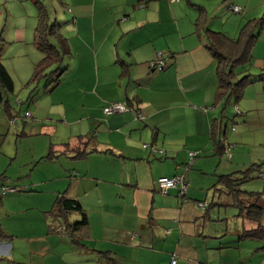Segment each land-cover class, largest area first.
Wrapping results in <instances>:
<instances>
[{"label": "crops", "instance_id": "0c3cea01", "mask_svg": "<svg viewBox=\"0 0 264 264\" xmlns=\"http://www.w3.org/2000/svg\"><path fill=\"white\" fill-rule=\"evenodd\" d=\"M58 1L72 17L61 27L69 52L50 95L58 93L56 117L69 135L53 149L59 147L57 155L79 164H68L74 180L59 164L54 177L59 190L54 192L80 202L89 231L74 242L62 224L49 233L45 216L41 235L23 237L8 224L14 264H68L71 252V264H106L100 252H110L119 264H170L173 256L176 264H251L255 259L252 264H264L261 246L244 253L249 240L240 241L239 230L213 228L209 210L216 204L205 207L207 199H199L203 187L198 181L211 161L202 155H218L211 131L215 122L223 121L231 100L220 96L216 59L196 29L203 14L205 27L236 40L256 20L251 66L264 72V0H102L107 9H115L102 15H97L101 0ZM233 5L244 13L230 11ZM24 36L26 27L17 38ZM159 53L167 64L162 71L151 67ZM129 98L135 104L132 111L107 115L101 109L108 101ZM143 142L159 145L167 155L151 154ZM193 151L198 158L187 169ZM177 174L185 176L187 194L179 196L175 188L163 194L159 178Z\"/></svg>", "mask_w": 264, "mask_h": 264}, {"label": "rangeland", "instance_id": "374dc122", "mask_svg": "<svg viewBox=\"0 0 264 264\" xmlns=\"http://www.w3.org/2000/svg\"><path fill=\"white\" fill-rule=\"evenodd\" d=\"M42 1L48 8L50 17H57L58 21L62 22L61 25L66 18L71 19L72 14H66L58 0ZM107 7L109 5L104 1H98L97 15L115 11ZM37 20V9L32 0H0V57L15 83L14 93L3 96L4 100L0 102V223L4 230L9 224L15 233L23 237L31 234L41 235L44 232L45 212L50 213L57 200L58 194L54 191L59 190V182L54 181V177L59 176V164L63 165L62 169L67 174V178L72 180L75 178L71 177L68 164L71 168L74 167L71 164H79L77 161H69L66 155H57L59 147L57 150L53 149V146L66 139L69 133L56 117L59 101L56 99L58 93L50 95L56 86H53L52 77L47 80L41 78L28 85L35 64L44 57V53L33 41ZM24 27H26V36L18 39ZM261 46H264V41ZM62 55L65 56L64 53ZM58 67L59 64H55L47 73L51 74V71ZM260 73L264 72L250 66L237 75L238 80L249 75L252 82L244 87L238 100L234 98L236 96L230 99L224 111L223 126L227 127V141L231 145L232 158H228L229 155L224 153L222 156L202 155L211 161L207 163L206 169L203 170L205 174L198 181V185L203 187L202 190L200 189L202 195L199 199H207L206 202L203 200L205 207L216 204L209 210V222L213 228L217 227L220 230L242 231L251 221L239 217L237 215L239 209L235 205H228L231 199L220 191L219 185H216L218 176L233 173L243 176V173L254 166L255 170L253 169L249 174L252 178L243 182L240 188L249 192L264 191V178L260 177V174H264V81H256ZM35 87L36 94L31 97V90ZM7 98L10 100L9 109L6 106ZM103 107L101 109L104 112ZM237 108L243 114H237ZM28 112L31 116L27 115ZM219 115L220 113L212 117ZM36 122L41 125H36ZM50 126H57V132L47 128ZM147 150L150 152L149 149ZM50 153H53L52 158L48 157ZM196 169L198 168H195V171ZM45 181L47 183H44ZM3 186L14 188V191L3 194ZM95 190L99 191L98 187ZM199 203L197 201L198 205ZM47 231L53 233L51 229V232L48 228ZM5 241L0 243V264H14L16 262H13L10 256L13 250L12 243H7L9 239ZM253 245L259 247L262 242L257 239L249 240L243 252L252 254ZM68 246L71 252L70 242ZM72 256L71 252L67 260L68 264H71ZM256 260L251 261V264Z\"/></svg>", "mask_w": 264, "mask_h": 264}, {"label": "trees", "instance_id": "16d2710c", "mask_svg": "<svg viewBox=\"0 0 264 264\" xmlns=\"http://www.w3.org/2000/svg\"><path fill=\"white\" fill-rule=\"evenodd\" d=\"M34 4L37 9L38 20L34 30L33 41L35 46L44 53V57L36 64L33 76L29 80L28 85L39 81L41 78L47 80L49 77H52L53 81L59 80L61 73L63 72L60 66L63 60L62 53L65 54L66 52H69L68 38L63 32H61L62 25L58 24L54 17H50L49 10L42 0H35ZM231 7L232 6L229 8L230 11ZM67 9L71 12L70 8ZM205 22V15L202 14L196 22V29L199 33L202 32L201 34L205 39V44L208 50L216 59V82L217 87L220 90V96H223L226 101H229V99L234 96H236L234 98L238 100V97L243 93L244 87L252 82L249 79V75L240 80L237 79V75L244 72V70H247L252 65V50L258 38L255 29L259 25V22L257 23V21L254 20L248 23L236 40L230 39L222 32L208 29L205 27ZM262 23L264 24V19ZM55 64H59V67L56 70H52L51 74L47 73V71L50 70L49 68ZM238 71L240 72L237 73ZM263 80L264 73H260L256 81ZM14 84L11 74L0 57V102H3V96H9L14 93ZM36 91V87L33 88L30 96L32 97ZM125 102H127L130 108L135 109L133 99L129 98ZM108 105H105L103 108L105 109ZM6 106L8 109L10 108L9 98H7ZM238 114H242V112ZM234 129L235 128L233 127L232 130ZM226 134L227 127L223 126V121L215 122L211 131L212 146L215 153L219 156H222L224 153L229 155L228 158H232L231 145L226 142ZM195 153L196 156L194 157V162L198 157V152L195 151ZM52 155L53 153H50L48 157L52 158ZM188 162L189 155L187 165L189 164ZM194 162L190 163L188 167L193 166ZM253 167L254 166L248 169L246 173H243V176H238L234 173L218 176L216 185H219L220 191L225 193V195L231 199L228 205L233 204L239 209L237 215L255 224L252 228H244L242 231H238L240 241L253 239L261 240L262 245L259 247V251L264 253V191L249 192L240 188V185L243 182L252 178L249 174L254 169ZM260 177L264 178V174H260ZM2 188L3 194L14 191V188L10 187L3 186ZM6 188L9 191L5 193L4 190ZM56 199V203L50 213L47 212L46 214L51 231L55 232V230L62 224L64 225V231L70 236V238L73 239L74 242H79V239L85 238L89 231V221L86 211L78 200L67 197L64 194L60 196L58 195ZM204 205L205 204H203V206ZM74 214L78 215V219H73ZM9 238H11V236L6 233L0 223V242L8 240ZM99 255L100 260L106 264H119L116 258L111 256L110 252H100Z\"/></svg>", "mask_w": 264, "mask_h": 264}, {"label": "built area", "instance_id": "2783aa9c", "mask_svg": "<svg viewBox=\"0 0 264 264\" xmlns=\"http://www.w3.org/2000/svg\"><path fill=\"white\" fill-rule=\"evenodd\" d=\"M178 1V0H171V2ZM231 11L235 14H242L244 13V9L240 6H232ZM166 60L164 58V55L162 53H159L157 55V59L151 63V67L155 70L162 71L164 68H166ZM134 109L130 108L127 102H113L110 105L106 106L104 111L107 114H113V113H125L128 111H132ZM239 109L237 108V114L240 113ZM27 115L31 116V114L28 112ZM137 117L140 120L144 119L143 112L137 110ZM144 148H147L150 150L151 153H157L161 155H166V151L164 149L159 148L154 143H145L143 145ZM189 164L194 162V157L196 156V153L189 152ZM188 164V165H189ZM158 188L163 194H166L169 189L175 188L179 192V196H184L188 189V182L184 175H177L175 177H161L157 181ZM5 193L9 191L7 188L4 190ZM202 205V204H201ZM177 257L173 256L171 259L170 264H176Z\"/></svg>", "mask_w": 264, "mask_h": 264}]
</instances>
